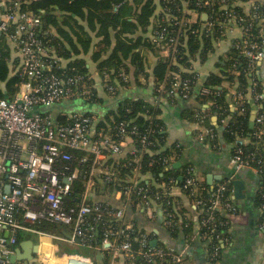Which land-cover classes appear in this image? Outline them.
I'll use <instances>...</instances> for the list:
<instances>
[{
  "label": "built area",
  "instance_id": "obj_1",
  "mask_svg": "<svg viewBox=\"0 0 264 264\" xmlns=\"http://www.w3.org/2000/svg\"><path fill=\"white\" fill-rule=\"evenodd\" d=\"M5 1L9 5L4 4L3 12L0 13V35L5 38L13 57L17 59L14 72L22 81L14 96L0 99V264H95L94 257L61 252L60 247L52 243V239L69 243H74L76 239L78 243L89 247L96 225L103 230L98 254L102 255L104 251L108 253L107 264H184L181 253L167 247L151 246V240L146 234L140 235L138 248L133 249L127 234L131 227L123 226L124 208L113 210L100 203L86 202L97 183L116 180L112 167L106 165L109 155L121 154L125 141L134 144V137H137L142 150H147V146L153 145L149 141V133H140L136 126L127 130L123 123L117 126L115 134L98 132L94 130L95 123L91 114L72 110L63 111V119L55 120L50 113L55 106L77 98L87 99V79L53 72V66L62 68L64 61L40 40L38 33L42 26L41 17L17 11L18 0ZM216 3L227 7V0H201L197 7L212 8ZM259 4L256 0L243 3L245 14L242 17L226 8L221 21L215 22L207 17L204 19L207 22L202 26L209 34L214 26L224 28L225 36L237 31L238 38L232 47L245 59L248 67L254 70L264 50V10ZM188 12L194 18L198 15L195 11L183 10L184 14ZM245 18L250 23L244 24ZM165 20L174 24L183 21L182 17L171 15H165ZM251 28L256 30L260 43L248 38ZM152 38L157 45L166 47L163 54L167 56L169 50L171 54L176 51L179 33L167 36L166 29L162 28L154 31ZM187 75H173L168 97L176 96L186 100L190 96L193 83ZM194 76L199 78L197 74ZM257 86L251 80L245 93L234 87L228 88V84L224 87L228 88L227 98L232 112L243 114L246 102H253L254 106L256 104L253 127L256 128L257 137L262 140L264 111L260 110L261 101L264 100V85H259L260 92H257ZM106 87L109 93L114 92L112 86ZM196 94L202 98L211 96L213 91L212 88H199ZM203 118L192 123L199 143L205 137L213 139L216 135L211 128L202 124ZM227 118L221 119V128L227 125ZM246 144L244 137L236 134L233 136L230 142L233 150L229 155L231 170H247L264 179V158L256 161L255 156L247 155L244 150ZM135 154L133 146L130 155L134 156V161H138ZM72 162H76L79 167H70ZM132 174L133 180L126 187L125 195L129 197L134 192L142 194L137 207L149 216H154L157 211L156 200L161 196H144L147 189L141 184L143 175L139 174V168H134ZM81 176L83 191L78 204H68L67 199L73 196L75 182ZM201 181L194 171L184 179L182 189L196 192ZM212 190L206 201L197 200L192 206L194 209L205 207L206 216L200 218L198 225L201 238L209 243V257L215 262L222 250L214 244L213 238L222 247L226 246L229 241L230 218L235 216L236 208L227 194L229 189L226 182L215 184ZM260 209L264 227V203L260 204ZM164 217L167 219L165 225L169 227L173 218L170 214ZM110 221L120 222L122 227L112 230L109 226L111 224L108 225ZM43 222L70 226L71 240L36 229L35 226ZM219 227L224 228L227 235L220 236L217 233ZM26 235L43 240L25 239ZM45 246L51 248L50 257L42 255ZM34 247L35 251L32 252ZM25 251L32 252L28 260L19 258L24 256Z\"/></svg>",
  "mask_w": 264,
  "mask_h": 264
},
{
  "label": "trees",
  "instance_id": "obj_2",
  "mask_svg": "<svg viewBox=\"0 0 264 264\" xmlns=\"http://www.w3.org/2000/svg\"><path fill=\"white\" fill-rule=\"evenodd\" d=\"M1 1V0H0ZM17 11L28 14H37L41 17L42 26L38 33L40 40L43 44L51 47L57 57L64 61V66H53L52 71L65 75L68 77L83 76L87 79L86 86L88 87L89 96L86 99L88 109L93 106L102 108L98 109L96 114L104 112L101 119L96 123V129H105V132L111 134L116 133V128L121 123L125 124V128L130 130L132 126H136L140 133H149V141L153 143L152 146H147L148 149L143 151L141 144L134 137V148L138 161H134L133 155L129 153L125 155V159L117 164L116 169L112 171L116 174V180L111 182H103L98 186L99 193L103 194L101 197H88L86 202L89 204L100 203L113 210L120 208H127L126 213L134 216L135 208L141 200V195L137 192L125 196L126 187L131 184L128 182L127 177H130L134 168H139V174L149 176L151 179L163 182H174L182 187L184 179L194 173L193 162L189 159L185 160L183 165L174 169L172 162L175 159L182 158V146L178 143L166 145V134L163 133L164 123L158 118L160 113L159 109L154 108V105L149 104L142 98H135V95L127 93L128 74L133 77L144 76L145 80L150 77L153 80L154 89L162 88V94L154 91V95L176 102V96L168 97L167 94L170 89L171 79L176 73L187 75L193 83V92L184 100L185 105H179V108L184 113L183 118L190 123H195L203 118V125L211 128L216 134L213 139L208 137L204 138L200 146L210 147L212 150L229 147V155L233 148L230 142L233 136L240 135L247 140L245 152L247 155L255 156L256 161L264 158V139L260 140L255 134L256 128L250 127L249 118L251 106L248 102L244 104L245 112L237 114L232 112L229 106V99L227 98L228 88L235 90L247 91L251 80L257 83V92L261 91L260 82L255 78V70L249 68L245 59L242 58L235 48H230L226 53L224 59L221 58V67L218 73H206L200 81L197 79L196 71L193 67L195 61L205 62L208 55L215 52L217 44L225 37V29L218 26L211 33H206L202 28L203 24L207 22L202 18V13H206L208 20L215 22L221 21L224 17L222 13L227 8L233 11L236 16H244L243 3L250 0H227V7L221 3H216L212 8H198L197 5L201 0H18ZM238 2V3H237ZM257 3H261L256 0ZM6 6L9 5L5 1ZM263 7L264 5L259 4ZM160 8V12L154 16L156 8ZM195 11L198 15L196 20L188 22L190 13L184 14L183 10ZM226 9V10H227ZM3 12V11H2ZM165 15L174 17H182L183 21L174 24L165 20ZM155 17V18H154ZM152 20V22H151ZM244 24H248V19L245 18ZM79 21H84L86 27L79 24ZM162 28L166 29V35H175L179 33L176 51L171 54L169 50L168 55L165 56L163 52L166 47L159 46L152 38L154 31H159ZM54 29L55 35L50 32ZM149 35L143 37L136 35L137 32L141 34L147 33ZM248 38L260 43L261 39L256 33V30L251 28ZM181 31L183 33L181 34ZM90 33L98 39L95 46V51L89 53L92 47V38ZM114 33V36H113ZM131 36V37H128ZM68 45V50L65 49ZM112 45L111 50L109 47ZM216 45V47H215ZM146 52H153L157 57V64L151 69L150 74L145 72L146 69ZM91 55V60L96 63L97 76L102 81L103 91L109 95L110 98H115V102L105 101L98 96L94 80L87 67L86 61L83 57ZM17 65V59L13 57V52L10 51L7 41L0 35V99H7L14 96L21 84V77L14 72ZM12 71V73L10 72ZM191 75V76H190ZM130 81V80H129ZM228 84V88L223 84ZM106 86H112L113 93L107 91ZM199 88H212L213 94L211 96L200 97L196 94ZM109 102V103H108ZM262 109L264 111V100L261 101ZM60 106V105H59ZM55 106L50 113L55 120L63 119L61 112ZM61 108V107H60ZM73 111V110H72ZM92 114L90 112H83ZM212 117L217 118V125L212 123ZM223 117H228V123L225 127L221 128L220 123ZM199 143V142H198ZM223 146V147H222ZM222 147V148H221ZM152 152L151 154L148 152ZM116 156L110 154L108 160L113 161ZM255 161V162H256ZM79 167L76 162H72L70 167ZM181 176L183 181L180 182L177 178ZM127 179V180H126ZM226 182L229 191L228 196L231 198L232 182L228 177H224L217 183ZM258 191L259 204L264 203V179L260 178ZM142 186L147 189L144 196H155L159 194L161 197L156 204L162 205L163 217L170 214L173 218L167 232L172 233L175 237L178 234H185L186 230L192 227V221H187L186 215L194 212L198 218L206 216L205 207L199 206L194 211L192 205L197 200H204L208 198L209 194L213 191L212 187L205 182L201 181L199 188L196 192L191 190L183 191L187 196L189 203L184 206L180 200L172 197H165L159 187L154 189L141 181ZM97 186V185H96ZM215 186V185H214ZM75 192L72 197L67 199L68 204L77 205L78 199L81 197L83 191L82 176L75 182ZM116 191H121L122 198L115 201L112 199V194ZM194 193V194H192ZM105 195V196H104ZM107 195V197H106ZM109 195V196H108ZM130 204H126V199ZM77 198V199H76ZM126 198V199H125ZM234 204V200L231 198ZM234 206H236L234 204ZM129 216L125 214L123 226H130L128 222ZM159 219V218H158ZM157 219V220H158ZM224 220V218L222 217ZM134 223V227L127 232L129 240H131V247L138 248V238L144 234L145 227H140L138 222L143 218H139ZM155 220V221H157ZM167 219L164 217L163 221ZM154 221V222H155ZM157 223V222H156ZM111 224V225H109ZM153 224V223H152ZM112 230L122 227V223L116 221L108 222ZM39 231L47 232L59 237L64 238V234H71V227L67 225H58L43 222L35 226ZM188 229H187V228ZM169 233V234H170ZM220 236L227 235L224 228L219 227L217 230ZM103 230L100 226L96 225L92 233L93 240L90 246L82 245L81 243L75 246L87 250L92 257L98 255L97 248L100 246V241ZM182 236V235H181ZM120 239V238H119ZM149 239V238H148ZM214 244L219 245L223 251L224 247L220 242L213 238ZM160 247H166L159 245ZM103 263L108 262V253L104 251ZM220 257L215 261L217 262Z\"/></svg>",
  "mask_w": 264,
  "mask_h": 264
},
{
  "label": "crops",
  "instance_id": "obj_3",
  "mask_svg": "<svg viewBox=\"0 0 264 264\" xmlns=\"http://www.w3.org/2000/svg\"><path fill=\"white\" fill-rule=\"evenodd\" d=\"M157 1L158 0L155 2L156 4ZM260 1L264 5V0ZM4 4L5 0H1L0 13L4 9ZM159 12L160 8L157 7L154 16L156 17ZM189 20H192L191 22H193L196 20V18L191 16L189 17ZM79 24L86 27L84 21H79ZM50 32L55 35L54 29H51ZM89 35L92 38L93 44L89 52L91 54L95 51L94 45H96L99 41L93 36L92 33ZM136 35H142L143 37H146L149 35V30L145 34L137 32ZM237 38V31L227 33L223 40L217 44V47L215 45V52L209 54L205 62L201 63L200 61H195L193 63V67L199 77V81L205 77V72L218 73V71H220L221 67H218L217 64L219 63L220 66L222 65L221 58L224 59L226 53L232 47V44ZM113 44L114 42L109 47V51L111 50ZM64 45H66L65 49L68 50V45L65 42ZM8 47L12 52L11 47L9 45ZM90 54L83 58L86 61L87 67L89 68L90 74L94 80L93 83L96 87V92L98 93V96L105 101L114 103L116 99L110 98L109 95H107L102 89V81L97 76L96 63L91 60ZM146 58L147 62L145 72L150 74L151 69L157 64V57L153 52H146ZM10 72L12 73L11 70ZM255 78L258 82L264 85V50L255 66ZM127 82H129V84L126 86L127 89L125 90H127L128 94L133 96L135 95L136 99L142 98L149 104L154 105V108L159 109L160 113L158 118L163 121L165 126L163 133L166 134V145L178 143L182 146V158L180 160H173L172 167L177 163H180L181 165L177 168L173 167L174 169L180 168L185 160L189 159L193 162V168L197 173L199 180H202L210 186H214L224 177H228L231 182L234 180H239L243 184V190L241 191L242 197L238 199H236L234 196L233 185L231 187V198L234 200V204L236 205V214L235 216L231 217L232 219H230L227 236L229 241L226 246H224L223 251H221L219 256L220 259L217 262L211 261L209 257V253L207 251L209 243L207 240L201 238L200 228L197 223L198 218L194 212H191L190 215H186L187 221H192V227L189 229L186 227L188 229L186 230V233H177L176 237L172 233L166 231L168 227L163 221L164 209L162 208L161 203L157 204V211H154V216H149L145 211L138 207L135 208L136 214L131 216V214L126 213L127 208H124L125 214L129 216L128 222L130 223V226L134 227V223L136 224V222L139 221L138 217L140 219L143 218L144 221L141 220V222H138L140 227H145L143 233L146 234L151 241H156V246L164 245L176 253H181L184 256V264H264V227L262 226L261 222L260 204L257 202L259 184L261 183L260 178L247 170H241L238 172L231 170L228 146H222L223 150L220 149V151H214L209 147L200 146L201 144L198 143L197 139L195 138L194 125L183 118L185 112H182V110L179 108V105L181 106L182 104H186L184 100L177 98L176 102H172L161 97V95L156 97V95H154V91L158 94H162L163 91L161 90L162 88H158V91L157 89H154L155 87L151 77L149 80H145L144 76L133 77L131 74H128ZM223 85L225 86L226 84L224 83ZM58 107L61 114L63 111L69 110L92 113L91 115L93 116L95 123L94 130L98 132L105 131V129H96V123L101 119L102 114L104 113L99 112V115L101 114L100 116L96 114L98 109H100V111L102 109L98 108V105L88 109L89 107L86 104V99L77 98L66 101ZM212 123L217 125V118L213 117ZM132 149L133 144L126 140L124 146L122 147L121 154L115 155L116 159L114 158L115 160L113 161L107 159L106 165L110 168L112 167V169L115 170L117 164L125 159V155L128 153L130 154ZM132 177L133 174L130 177H127L128 182H132ZM141 180H145V183L154 189L159 187V190L162 191L165 197L177 198L184 206H188L189 200L187 196L184 195L182 187L178 186L176 183L170 181L160 182L144 175L142 176ZM177 180L182 182L183 178L179 176ZM100 184L101 183H97L93 194H90L89 197L97 198L103 195L99 193L98 186ZM111 196L112 199L117 201L120 200L123 195L121 191H116ZM128 199L129 198L127 197L125 201L126 204L129 205L130 201ZM192 209L193 211L195 210L194 207H192ZM23 250L24 249L22 248L21 251L23 252Z\"/></svg>",
  "mask_w": 264,
  "mask_h": 264
},
{
  "label": "water",
  "instance_id": "obj_4",
  "mask_svg": "<svg viewBox=\"0 0 264 264\" xmlns=\"http://www.w3.org/2000/svg\"><path fill=\"white\" fill-rule=\"evenodd\" d=\"M202 18L203 19H206L207 16L205 14H202ZM249 104L251 106L250 118H249V122L250 123H249V125L252 128L253 125H254V119H255V106H254L253 102H249ZM180 165H181L180 163H177V164H174L173 167L174 168H177ZM232 185H233V193H234L235 198L238 199V198L242 197V195H241V191L243 190V184H242V182L239 181V180H234L232 182ZM230 219H232V218H230ZM30 236L31 235H26L25 236V239H29ZM64 238L66 240H71V235L64 234ZM74 243L75 244H78V241L76 239H74ZM151 246L155 247L156 246V241H151ZM34 251H35V247L33 248L32 252H34ZM32 252L31 251H28V252L26 251L25 255L24 256H20L19 258L20 259H27L28 260V259H30V256H31ZM50 254H51V248L48 247V246H45L43 248L42 255L43 256H46V257H50ZM94 259H95V264H104L103 263V256L102 255L98 254V255L95 256ZM11 260H14V258H12Z\"/></svg>",
  "mask_w": 264,
  "mask_h": 264
},
{
  "label": "rangeland",
  "instance_id": "obj_5",
  "mask_svg": "<svg viewBox=\"0 0 264 264\" xmlns=\"http://www.w3.org/2000/svg\"><path fill=\"white\" fill-rule=\"evenodd\" d=\"M192 20H188V22H191ZM225 58V57H224ZM31 240H43L42 238L39 237H33L31 236ZM53 244H57L58 247H60L61 252L67 253V254H78L81 256H89L92 257V255L85 249H81L77 246H75L73 243L69 242H60L55 239H52Z\"/></svg>",
  "mask_w": 264,
  "mask_h": 264
},
{
  "label": "bare ground",
  "instance_id": "obj_6",
  "mask_svg": "<svg viewBox=\"0 0 264 264\" xmlns=\"http://www.w3.org/2000/svg\"><path fill=\"white\" fill-rule=\"evenodd\" d=\"M30 240H31V236H30V238H29Z\"/></svg>",
  "mask_w": 264,
  "mask_h": 264
}]
</instances>
